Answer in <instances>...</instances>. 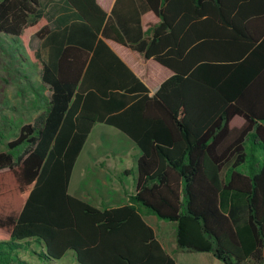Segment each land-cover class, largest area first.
Returning <instances> with one entry per match:
<instances>
[{
    "label": "trees",
    "instance_id": "trees-1",
    "mask_svg": "<svg viewBox=\"0 0 264 264\" xmlns=\"http://www.w3.org/2000/svg\"><path fill=\"white\" fill-rule=\"evenodd\" d=\"M44 1L0 0V32L51 91L0 150V264L34 244L47 262L178 264L145 211L176 223L181 251L264 264V0H65L78 19L61 23ZM98 121L141 150L125 204L68 189Z\"/></svg>",
    "mask_w": 264,
    "mask_h": 264
},
{
    "label": "rangeland",
    "instance_id": "rangeland-1",
    "mask_svg": "<svg viewBox=\"0 0 264 264\" xmlns=\"http://www.w3.org/2000/svg\"><path fill=\"white\" fill-rule=\"evenodd\" d=\"M27 42L31 48H42L41 42L33 34H27ZM26 50L20 37L0 32V150L8 147L9 139L17 136L20 126L27 121H34L35 117L45 109V96L51 91L43 84L38 75L37 66L28 59ZM102 123L103 128L99 127ZM108 129L104 130V129ZM98 134H96V131ZM94 130V131H93ZM90 132L84 149L81 150L72 177L69 192L87 198L94 204H119L126 198L125 190L135 189V169L120 164L119 159L127 164L132 163V152L139 147L118 128L108 123L97 122ZM104 131V132H103ZM90 138V139H89ZM89 140V141H88ZM126 149L128 156L115 155L113 176L106 167L93 166L94 157L102 149ZM86 149V150H85ZM130 149V150H129ZM84 151V152H83ZM99 168V169H98ZM118 170L121 172L119 173ZM98 174L108 177V181L99 179ZM122 193V198L115 194ZM149 223L154 220L155 230L164 232L168 239L176 236V223L151 214ZM147 219V222H148ZM152 224V223H151ZM34 250H41L38 244L33 249L24 250L22 255L28 264H77L73 250H69L62 258L47 262ZM20 264V263H16Z\"/></svg>",
    "mask_w": 264,
    "mask_h": 264
},
{
    "label": "crops",
    "instance_id": "crops-1",
    "mask_svg": "<svg viewBox=\"0 0 264 264\" xmlns=\"http://www.w3.org/2000/svg\"><path fill=\"white\" fill-rule=\"evenodd\" d=\"M97 1L100 3V5L103 8H105L108 11L111 12V10L114 7V4H115V1L116 0H97ZM44 2L47 3V9H48V12H49V15H48V20L49 21H56L57 23L58 22L61 23L60 17L65 18L67 21H68V19L69 20H72V21L78 19L77 13L73 9V7L70 6V5H68L65 2V0H45ZM66 17H68V18H66ZM41 45H42V48H41V50H42V56L45 59H48L49 58V54H50V46L49 45L44 46L42 42H41ZM153 92L154 91L152 90L151 93H153ZM98 122L108 123V122H105V121H98ZM95 124H94V126H95ZM101 124L102 123H100L99 125H101ZM108 125H112V124H108ZM112 126L118 128L120 131H122L125 134L123 136L129 137L124 130L120 129L119 127H117L115 125H112ZM99 127L103 128L105 126H102L101 125ZM92 130H93V128H92ZM104 130H107L108 131L107 128L104 129ZM99 131H100V129H98V131H96V134H98ZM129 138L132 141H134L131 137H129ZM87 139H88V137H87ZM87 139H86V142H85V144L83 146V149H84V147H85V145L87 143ZM135 144H136V142H135ZM140 151L141 150H137V149H134V151H131L132 152V157H133L131 164H127L126 162L124 163V162H122V159H119V162H120L121 166L122 165H125L127 167V169L125 170V172H127L129 168L135 169V167H136L135 174L137 175V170H138L137 157H138ZM115 155H120V157L121 156H128L126 149H118V150H116V149H109V148L107 149V148H104L98 154H96V156L94 157L93 166L94 167L95 166H97V167L100 166V167H106V168H108L110 170V172H111V178L113 179L114 176L116 175L115 174L113 176V171H112L113 164L116 165L115 164L116 160H114L115 159L114 158ZM117 171L119 173L121 172L118 169H117ZM98 176H99V178H97V180L104 179V180H106V182H108V181L109 182L110 181H114V180H109L108 177L106 176V174L103 175V176H101L100 174H98ZM71 177H72V175H71ZM70 182H71V180H70ZM135 188H136V180H135ZM68 189H69V187H68ZM133 191H134V189L132 191L125 190V195L127 194L126 195V198L124 197V195H122V193L115 192V194H117L119 196L122 195L124 197V198H122V196H120L122 198V200H121L122 202L119 203V204L111 205V204L102 203L101 205H98V204H95V205L107 207V206H117V205H120V204H123V203L125 204V203L128 202V198H129L128 195L130 193H132ZM80 197H82V196H80ZM151 214H153V213H149L147 211L144 212V218L146 219V221H147L148 217L151 216ZM148 222H149V219H148ZM153 223H154V220L150 222L151 225H154ZM155 231H156V234H157L158 238L161 240V242L165 246V249L168 252H170L176 258L178 264H224L221 260L218 259V257L214 256L209 251H200V252L199 251H181L180 249H177L176 248L177 247V244H176V236L174 237V235H173L172 238L168 239L166 237V234L164 232H162V230L158 232L157 229H156Z\"/></svg>",
    "mask_w": 264,
    "mask_h": 264
}]
</instances>
